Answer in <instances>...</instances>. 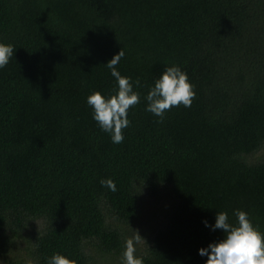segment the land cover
<instances>
[{
	"label": "trees",
	"instance_id": "1",
	"mask_svg": "<svg viewBox=\"0 0 264 264\" xmlns=\"http://www.w3.org/2000/svg\"><path fill=\"white\" fill-rule=\"evenodd\" d=\"M0 42V252L121 264L139 235L144 264H205L217 212L264 232V0H0ZM120 49L140 102L113 143L86 98L115 93ZM173 64L196 95L161 119L144 97ZM145 198L166 211L144 237Z\"/></svg>",
	"mask_w": 264,
	"mask_h": 264
},
{
	"label": "clouds",
	"instance_id": "2",
	"mask_svg": "<svg viewBox=\"0 0 264 264\" xmlns=\"http://www.w3.org/2000/svg\"><path fill=\"white\" fill-rule=\"evenodd\" d=\"M14 54L13 45L0 42V68H3ZM123 51L115 54L107 63L111 75L116 79L117 89L112 95H103L93 91L86 98V103L92 108V118L101 130L110 134L113 143H121L124 139L122 129L129 126L128 109L140 102V93L133 88L130 77L123 76L115 67ZM138 84L139 81H136ZM195 85L180 66H167L154 81L146 96V110L163 118L165 111L171 107L183 104L190 107L195 97ZM101 185L111 191H116L115 182L111 178L101 179ZM237 223L229 222L226 211L217 212L214 223L202 221L204 226L212 231L220 229L223 238L210 242L206 247L198 249V254L206 256L205 264H264V232L259 226L253 225L249 214L244 210H234ZM139 235H134L125 241L121 264H144L143 258L136 255V244ZM28 264H36L29 261ZM46 264H77L62 253H53L47 258Z\"/></svg>",
	"mask_w": 264,
	"mask_h": 264
},
{
	"label": "rangeland",
	"instance_id": "3",
	"mask_svg": "<svg viewBox=\"0 0 264 264\" xmlns=\"http://www.w3.org/2000/svg\"><path fill=\"white\" fill-rule=\"evenodd\" d=\"M145 201L146 204L142 217L143 225H133L128 228L129 233L131 230L142 231L144 237L148 235L150 228L163 219L166 211L164 202L155 203L149 198H145ZM143 230H147V232L144 233ZM30 249V242H23L22 244L19 243L10 247L9 249H4L5 252H0V264H28L29 261H32L31 253L29 251ZM104 261L106 262V259H101L102 264H104Z\"/></svg>",
	"mask_w": 264,
	"mask_h": 264
}]
</instances>
